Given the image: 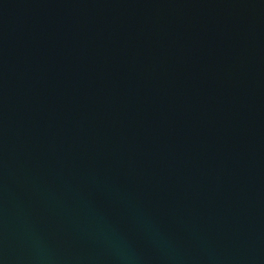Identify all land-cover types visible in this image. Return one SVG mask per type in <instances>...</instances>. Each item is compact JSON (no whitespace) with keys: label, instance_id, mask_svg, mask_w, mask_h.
I'll list each match as a JSON object with an SVG mask.
<instances>
[{"label":"water","instance_id":"1","mask_svg":"<svg viewBox=\"0 0 264 264\" xmlns=\"http://www.w3.org/2000/svg\"><path fill=\"white\" fill-rule=\"evenodd\" d=\"M0 264H264V0H0Z\"/></svg>","mask_w":264,"mask_h":264}]
</instances>
